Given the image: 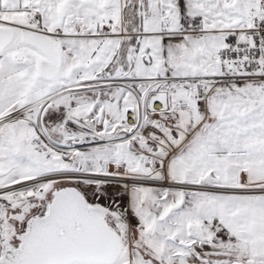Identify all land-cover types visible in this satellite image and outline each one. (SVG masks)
Instances as JSON below:
<instances>
[{"label":"snow or ice","instance_id":"obj_1","mask_svg":"<svg viewBox=\"0 0 264 264\" xmlns=\"http://www.w3.org/2000/svg\"><path fill=\"white\" fill-rule=\"evenodd\" d=\"M0 264H264V0H0Z\"/></svg>","mask_w":264,"mask_h":264}]
</instances>
